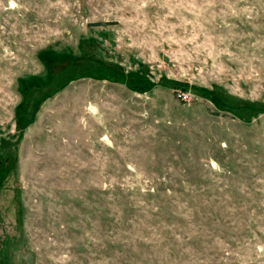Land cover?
Segmentation results:
<instances>
[{
  "label": "rangeland",
  "instance_id": "rangeland-1",
  "mask_svg": "<svg viewBox=\"0 0 264 264\" xmlns=\"http://www.w3.org/2000/svg\"><path fill=\"white\" fill-rule=\"evenodd\" d=\"M41 49L145 88L74 73L18 125ZM260 104L264 0H0V264H143L134 238L173 251L145 264H264ZM103 192L139 215L116 232Z\"/></svg>",
  "mask_w": 264,
  "mask_h": 264
},
{
  "label": "trees",
  "instance_id": "trees-1",
  "mask_svg": "<svg viewBox=\"0 0 264 264\" xmlns=\"http://www.w3.org/2000/svg\"><path fill=\"white\" fill-rule=\"evenodd\" d=\"M93 23L97 24L95 22ZM44 51H45L44 49L39 50L37 52V57L39 61H41L42 65L47 67V69H49L48 76L47 77L44 76L43 78H38V80H36L35 82H29L24 78L18 79V88H19V92L22 95L21 101L17 104L15 108V116H16L15 121L18 125H24L25 123H27L30 116L34 112L35 108L40 103V101L45 97H47L48 95H50L52 92L57 91L62 85H64L65 82H67L70 79V77L74 73L84 72L90 75L93 74V75L102 76L106 79L122 82L132 89L141 90L142 88H145L146 82H143L142 76H138L137 74H134L133 76H130V74L125 75L123 74L122 71L118 70L117 68L105 64H97L93 62L79 63V61H76V63L72 65L69 62H68L69 65L59 62L56 65L52 66L51 60L45 59L46 58L45 55L47 54ZM59 64H62V66H57ZM160 83L169 86L170 88L173 89V91L177 89H180L181 91L192 89L202 95H207L208 92V90L204 87L197 85H189L185 82H181L177 80L162 78L160 80ZM209 99L214 103V106L217 109H221L223 107L222 102L218 98L209 97ZM256 111H264V104H260L259 106H257ZM252 115H256V113L253 112ZM143 191H145V189ZM101 195L103 202L107 203L106 199L111 200V202L112 201L114 202L112 204L114 206H116L115 204L118 203L119 201L123 202L124 205L123 209L121 207H117L115 210H113L114 216H116L115 214L120 213L121 217L117 216L115 219H110L112 225L113 224L120 225L124 222L126 223L128 220H132V217L139 215L138 204H133L131 202H128L125 199L123 193L117 195L113 194L111 196L110 194L103 192L101 193ZM103 213H107V212L104 211ZM123 217H128V218L126 220H123L122 219ZM168 217L174 218L175 216L173 214H169ZM113 229L117 232V227L115 225H113ZM166 234L168 233L165 232L163 238L166 237ZM114 235L120 236L118 234H114ZM133 241H134L133 242L134 247L130 254L131 258L137 260L140 258V255H142L143 257H147V256L151 257V258H143L141 256L142 259L140 261L143 264L151 263L152 257L154 255L159 257L158 253H160L161 255H166V251L164 248H167L169 250L167 251L168 254L173 253L171 247L169 246V242H165L164 240L160 241L159 243L154 242V244H151L150 242L146 243L142 240L139 241L138 238H134ZM130 264H133V262H131Z\"/></svg>",
  "mask_w": 264,
  "mask_h": 264
}]
</instances>
